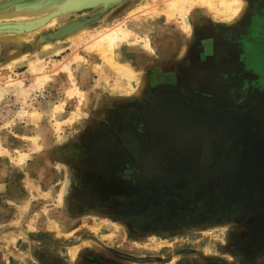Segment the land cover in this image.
Masks as SVG:
<instances>
[{"label": "rangeland", "instance_id": "obj_1", "mask_svg": "<svg viewBox=\"0 0 264 264\" xmlns=\"http://www.w3.org/2000/svg\"><path fill=\"white\" fill-rule=\"evenodd\" d=\"M101 3L80 0L64 7L72 10L65 22L0 44V63L28 46L27 36H45L43 53L69 48L31 59L27 71L0 69V263L23 264L2 254L21 247L30 262L44 230L99 213L142 240L178 243L164 264H264V22L247 28L248 16L233 24L193 5L190 27L168 16V0ZM146 4L147 15L127 17ZM259 7L264 15V0ZM70 22L85 26V39L122 22L114 33L124 40L111 52L148 71L144 92L81 98L75 74H52L64 59L93 53L57 36ZM24 51L9 69L31 57ZM31 65L50 75L41 85ZM32 252L50 264L47 251ZM79 264L119 263L86 250Z\"/></svg>", "mask_w": 264, "mask_h": 264}, {"label": "crops", "instance_id": "obj_2", "mask_svg": "<svg viewBox=\"0 0 264 264\" xmlns=\"http://www.w3.org/2000/svg\"><path fill=\"white\" fill-rule=\"evenodd\" d=\"M242 1L245 6L243 7L240 17L234 23H237L245 16L249 17L247 28L252 25L253 19H258L256 21L258 22L256 23L257 25L253 24V27L258 26L259 21L264 22V15L260 14L261 11L259 7V2H263V0ZM192 12H195L197 15H206L207 17L215 16L206 7L201 6H195L192 9ZM187 25L190 27L193 26L190 23H187ZM262 25L264 26V24ZM33 33L35 32H32L29 35H32ZM28 37L29 36H27L22 42V45L25 44L28 46L20 48L21 52H17V55L14 57L0 63V69L6 68L8 69V72H14L13 70H16L17 68L24 69L26 67L25 71H27L28 66L26 62L32 61L35 57L42 58V60L55 58L58 57L57 55L54 56L56 49L63 47L61 54L66 53L69 49L68 46L65 47L64 45H60L53 47L46 53H43L40 51L39 46L43 44L45 36L36 38L33 42L32 40H27ZM25 48L29 49V56L31 57L29 59L18 60L12 65V68L9 69L8 65L11 61H13V59L16 60L19 54H25ZM132 51L133 50H129L130 53ZM78 55L81 56L80 53ZM119 58L115 54L113 56V62L126 65L135 73L137 80L133 86L134 89H136L135 95L142 94L144 89L149 85L148 71L143 70V68L139 69V67L134 65L131 61L129 62L125 59L122 60ZM81 60L79 62L71 63L69 69L71 70V74L76 75V79L81 92L83 91V94H109L110 96L113 95L112 97L114 98L134 94L131 90H128L125 79L119 78L111 67L104 63L103 60L96 54L84 53L83 59ZM62 73L64 72H59L58 75L60 76ZM64 75L67 76L66 73ZM93 98L96 99L97 97L93 96L92 99ZM45 227L48 228L49 225L46 224ZM43 232L44 234H39L37 238L33 237V243L35 245L33 248H30L31 251H28L31 258L30 262L28 261V256L26 254L27 249H24V247L15 249L14 252H11V254L4 251L2 253L4 259L9 262L12 255V257L16 259L22 258L23 264H37L35 260L38 261V259H36L32 249H41L43 254L47 251L46 254L51 255H45V257L48 258V263L50 264H52L55 260H59L61 264H79L83 256V252L89 250L103 259H113L119 264H164L163 261L165 254L174 248L175 251L178 245V243L176 244L175 242L173 244L170 243V241L167 242L168 244H160L159 237H155V235L152 234H149V237L147 236L145 240H142V237L136 236L131 232V228L127 224L109 221L99 213H83L76 216H69L65 219V222L59 221L57 222L56 227L53 226ZM147 239H149V242H147ZM152 239H154V241ZM173 256L176 258V253H173ZM0 264L5 263L2 262Z\"/></svg>", "mask_w": 264, "mask_h": 264}, {"label": "bare ground", "instance_id": "obj_3", "mask_svg": "<svg viewBox=\"0 0 264 264\" xmlns=\"http://www.w3.org/2000/svg\"><path fill=\"white\" fill-rule=\"evenodd\" d=\"M79 1L80 0H73L72 2L71 0H65V3L63 4H54L52 0H46V2L42 0L0 1V44H20L23 36L26 35L22 32L23 30H41L47 26L65 22L72 10L64 11V7L71 6ZM100 1H102L101 4L103 5L105 2L110 0ZM193 5L207 7L212 13H214L215 17H222L224 20L228 21V23H234L240 17L243 7L245 6L242 0H168V9L170 11L168 16L170 18L174 16L179 17L182 19L183 23L188 26L187 21L185 20L187 8ZM148 7L149 6L146 4V6H141L135 10L133 9L127 17L133 16L134 18H137V15L140 13L147 15L149 12ZM121 24L123 23L119 22L114 26V28H107L103 32H96V34H92L88 39H85V26L83 24L71 23L61 27V29L57 32V36L64 37V41L70 40L73 37L78 38L80 43L86 45V49H88V51H91L99 56L104 63L111 67L119 78L125 79L128 90H131L135 94L136 89L133 87L135 81H137L135 73L126 65L113 62L114 54L111 52V46L116 44V42L124 40V38L119 37L114 33V29L122 27ZM146 47L149 48L148 45H146ZM60 52L61 51L59 49L58 51H55L54 54L58 55ZM71 63L72 62L68 59H64L60 62L59 67L57 65L55 69L52 70V74H56L59 71H65L72 76L71 70H69ZM31 66V69H33L40 85L44 83L47 78H49L48 76L50 75L44 73L41 68L37 69L35 65ZM75 93H78L77 95L82 98V92L79 89H77Z\"/></svg>", "mask_w": 264, "mask_h": 264}, {"label": "water", "instance_id": "obj_4", "mask_svg": "<svg viewBox=\"0 0 264 264\" xmlns=\"http://www.w3.org/2000/svg\"><path fill=\"white\" fill-rule=\"evenodd\" d=\"M84 21H82V23H83ZM80 23V22H79Z\"/></svg>", "mask_w": 264, "mask_h": 264}, {"label": "trees", "instance_id": "obj_5", "mask_svg": "<svg viewBox=\"0 0 264 264\" xmlns=\"http://www.w3.org/2000/svg\"><path fill=\"white\" fill-rule=\"evenodd\" d=\"M150 233V232H149Z\"/></svg>", "mask_w": 264, "mask_h": 264}]
</instances>
